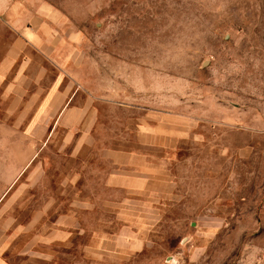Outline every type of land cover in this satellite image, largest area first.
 I'll list each match as a JSON object with an SVG mask.
<instances>
[{"label": "rangeland", "instance_id": "374dc122", "mask_svg": "<svg viewBox=\"0 0 264 264\" xmlns=\"http://www.w3.org/2000/svg\"><path fill=\"white\" fill-rule=\"evenodd\" d=\"M25 1L49 4L61 45L74 46L70 73L100 98L98 142L132 137V118L173 117L185 134L163 154L172 188L157 204L151 242L117 264H264V0ZM21 122L0 112V232L12 234L3 253L11 264H25L19 229L31 215L21 214L19 135L9 131ZM62 133L40 154L42 174L85 176L84 150L72 167L53 151ZM84 185L75 184L81 193ZM109 211L90 222L112 221ZM74 260L90 264L78 249Z\"/></svg>", "mask_w": 264, "mask_h": 264}, {"label": "crops", "instance_id": "0c3cea01", "mask_svg": "<svg viewBox=\"0 0 264 264\" xmlns=\"http://www.w3.org/2000/svg\"><path fill=\"white\" fill-rule=\"evenodd\" d=\"M54 15L43 2L0 0V112L22 119L9 131L19 135L13 145L20 160L15 168H20L21 214H31L19 229L25 236L19 254L25 264H75L78 249L90 264L122 263L151 242L157 204L172 188L163 154L178 149L185 134L177 132L173 117L132 118V137L98 142L95 100L100 98L70 73L67 63L75 48L61 45L60 19ZM60 130L62 141L53 151L66 153L72 167L84 150L85 160L79 162L89 170L85 176L42 174L47 160L40 154ZM49 181L56 190L44 195L42 185ZM77 182L85 184L82 193ZM98 190L115 196L102 199ZM33 198L43 202L33 208ZM106 209L112 221L90 222V215L105 216ZM47 214L51 219L43 222ZM11 239L12 234L0 232V264H11L3 255Z\"/></svg>", "mask_w": 264, "mask_h": 264}]
</instances>
